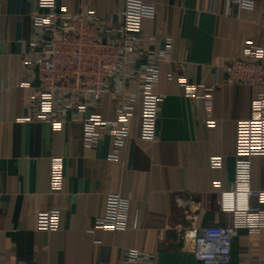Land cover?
<instances>
[{
    "label": "crops",
    "instance_id": "0c3cea01",
    "mask_svg": "<svg viewBox=\"0 0 264 264\" xmlns=\"http://www.w3.org/2000/svg\"><path fill=\"white\" fill-rule=\"evenodd\" d=\"M155 15L141 21L139 46L159 51L171 38L168 60L159 65L153 90L159 102L155 139L140 137L141 97L133 102L129 136L111 158L113 138L101 132L94 147L83 142V117L115 118V99L103 93L85 112L62 111L61 127L32 119L36 80L24 63L28 41L37 37L32 17L37 0H0V264H124L129 250L147 254L141 264H201L183 229L230 224L219 193L233 179L236 122L250 116L255 89L224 81L223 66L242 52L245 40H264V0L227 14L225 0H150ZM124 0H57L69 13L99 24L121 23ZM184 79V81H181ZM29 83V85L27 84ZM135 91L136 83L128 82ZM120 79L110 89L121 87ZM210 87V109L203 95ZM208 112L215 121L207 125ZM221 156L220 168L210 165ZM62 162V183L49 189L51 158ZM219 185H215V182ZM250 187L264 190V154L250 160ZM128 200L126 228L93 229L106 195ZM251 209L257 199L248 198ZM56 207L55 230L37 228V213ZM140 226L132 227L134 212ZM93 229V230H91ZM233 264H264V228H242L230 245Z\"/></svg>",
    "mask_w": 264,
    "mask_h": 264
},
{
    "label": "built area",
    "instance_id": "2783aa9c",
    "mask_svg": "<svg viewBox=\"0 0 264 264\" xmlns=\"http://www.w3.org/2000/svg\"><path fill=\"white\" fill-rule=\"evenodd\" d=\"M227 14L232 7L235 15L241 8H254L252 0H225ZM39 11L32 17V31L37 37L28 41L24 63L36 80L30 103V118L46 122L54 129L61 127L59 115L62 111L76 109L85 112L95 104L103 93L111 90L118 103L115 118L104 119L98 112H90L82 119L83 142L94 147L101 132L113 138L114 150L124 145L129 136V123L133 115V102L141 97L140 137L154 140L158 118L159 102L163 96L153 90L158 81L159 65L168 60L171 38L166 36L157 52L139 46L141 21L155 15L154 3L150 0H124L121 8V23L99 24L91 17L85 19L82 13H69L57 5V0H37ZM224 81L246 84L255 89L251 99L250 116L236 122V142L233 160V179L228 191L219 193V209L233 213L230 224H214L204 228L194 225L183 229L189 237L190 247L201 264H233L230 245L242 228L258 231L264 228V190L250 187V160L253 155L264 154V40L256 44L247 39L239 56L231 58L224 66ZM120 79L121 87L110 89L112 79ZM136 83L135 91L128 90V82ZM184 81V79H181ZM29 85V83L27 82ZM3 88L0 85V92ZM210 87L203 95L207 110L210 107ZM207 125L215 121L208 112ZM221 156L212 155L210 165L220 168ZM62 162L51 158L49 189H60L62 183ZM219 185V182H215ZM257 199L259 207L251 209L248 198ZM128 210L127 198L119 193L106 195L103 214L94 220L93 229L120 231L126 228ZM60 212L49 207L37 213V228L55 230L59 225ZM140 226V213L134 212L132 227ZM91 229V230H93ZM147 254L129 250L124 264H141Z\"/></svg>",
    "mask_w": 264,
    "mask_h": 264
}]
</instances>
